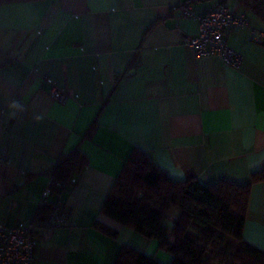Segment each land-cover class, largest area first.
<instances>
[{
  "label": "crops",
  "instance_id": "1",
  "mask_svg": "<svg viewBox=\"0 0 264 264\" xmlns=\"http://www.w3.org/2000/svg\"><path fill=\"white\" fill-rule=\"evenodd\" d=\"M180 3L248 16L226 32L239 68L194 53L198 23L170 10ZM263 42L264 25L238 0L0 4V225L32 224L57 157L78 147L87 164L48 197L69 208L66 223L34 231L32 264H113L122 247L169 264L157 240L103 214V201L133 148L173 180L249 183L264 168ZM242 239L264 253V181L251 185Z\"/></svg>",
  "mask_w": 264,
  "mask_h": 264
},
{
  "label": "trees",
  "instance_id": "2",
  "mask_svg": "<svg viewBox=\"0 0 264 264\" xmlns=\"http://www.w3.org/2000/svg\"><path fill=\"white\" fill-rule=\"evenodd\" d=\"M15 1L34 0H0V4ZM238 1L264 25V0ZM92 128L93 124L84 137L90 136ZM86 164V156L78 147L60 154L49 173L51 192L62 188L55 186V182L64 183ZM262 181L264 168L244 185L226 180L205 185L194 177L173 180L142 150L133 148L124 159L101 211L143 237L157 240L158 247L172 256L169 264H264V253L242 239L251 185ZM53 204L48 199L41 202L39 215L31 223L41 225ZM171 208L178 213L167 227L164 221ZM95 225L115 235V231L102 224ZM113 264L161 263L152 256L122 247Z\"/></svg>",
  "mask_w": 264,
  "mask_h": 264
},
{
  "label": "built area",
  "instance_id": "3",
  "mask_svg": "<svg viewBox=\"0 0 264 264\" xmlns=\"http://www.w3.org/2000/svg\"><path fill=\"white\" fill-rule=\"evenodd\" d=\"M170 10L197 20V33L187 41L197 56H217L225 65L234 69L239 68L241 56L227 44L226 32L229 28L247 26L249 20L245 13L236 14L228 10L224 3L203 14L193 12L184 3L171 6ZM46 82L49 84L48 94L52 99L60 103L67 99V94L58 89L52 79L47 78ZM75 181V178L70 177L64 183L55 182V186L64 187ZM50 185L49 180L48 186L42 192L41 202L51 195ZM68 212L69 208L66 205L55 203L47 218L39 226L21 220L11 226L0 225V264H32L35 254L34 231L64 225Z\"/></svg>",
  "mask_w": 264,
  "mask_h": 264
},
{
  "label": "rangeland",
  "instance_id": "4",
  "mask_svg": "<svg viewBox=\"0 0 264 264\" xmlns=\"http://www.w3.org/2000/svg\"><path fill=\"white\" fill-rule=\"evenodd\" d=\"M174 213H176V214L178 213V210L176 208L172 209V214H173L172 216L175 215Z\"/></svg>",
  "mask_w": 264,
  "mask_h": 264
}]
</instances>
